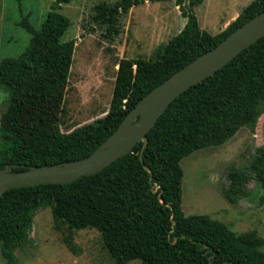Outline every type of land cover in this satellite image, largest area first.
Returning <instances> with one entry per match:
<instances>
[{
	"label": "trees",
	"instance_id": "16d2710c",
	"mask_svg": "<svg viewBox=\"0 0 264 264\" xmlns=\"http://www.w3.org/2000/svg\"><path fill=\"white\" fill-rule=\"evenodd\" d=\"M71 1L54 0L25 51L0 61V90L7 104L0 116V170L91 155L150 90L264 11V0H254L225 30L211 35L200 29L194 12L204 0H176L186 19L180 32L157 49L154 59H120L107 113L62 133L59 117L74 41L63 40L70 22L60 10ZM141 3H99L92 22L113 42L121 32L120 17ZM263 114L264 36L177 97L147 134L143 150L140 142L131 154L70 184L5 192L0 197L5 263L19 264L15 250L30 243L35 213L50 207L53 217L70 229L97 230L116 264H261L253 250L264 239L256 230L236 233L209 216L183 214L180 162L198 150L224 145ZM251 181L264 189V157L238 176L236 194L246 193Z\"/></svg>",
	"mask_w": 264,
	"mask_h": 264
},
{
	"label": "rangeland",
	"instance_id": "374dc122",
	"mask_svg": "<svg viewBox=\"0 0 264 264\" xmlns=\"http://www.w3.org/2000/svg\"><path fill=\"white\" fill-rule=\"evenodd\" d=\"M54 0H0V61L17 58L30 45ZM119 0H72L60 13L70 22L63 40L74 41L59 130L68 133L103 117L110 105L118 62L122 58L154 59L157 49L184 27L176 0H144L120 17L113 42L92 22L94 7ZM254 0H204L194 12L201 30L211 35L237 17ZM187 2V0H186ZM0 90V116L6 110ZM264 157V114L246 124L219 147L185 157L181 209L185 216L206 215L233 232L256 230L264 239V189L255 181L236 194L238 176ZM30 243L16 249L19 264H116L95 229L73 230L57 221L50 207L33 218ZM264 264V245L253 250ZM0 264H6L1 255ZM127 264H140L139 260Z\"/></svg>",
	"mask_w": 264,
	"mask_h": 264
},
{
	"label": "water",
	"instance_id": "95a60500",
	"mask_svg": "<svg viewBox=\"0 0 264 264\" xmlns=\"http://www.w3.org/2000/svg\"><path fill=\"white\" fill-rule=\"evenodd\" d=\"M263 36L264 11L150 90L91 155L51 166L6 165L0 170V197L12 189L70 184L83 176L100 172L117 159L131 154L140 142L143 143V150L148 143L147 134L177 97L218 72ZM18 168L24 170L15 171Z\"/></svg>",
	"mask_w": 264,
	"mask_h": 264
},
{
	"label": "crops",
	"instance_id": "0c3cea01",
	"mask_svg": "<svg viewBox=\"0 0 264 264\" xmlns=\"http://www.w3.org/2000/svg\"><path fill=\"white\" fill-rule=\"evenodd\" d=\"M180 15H181V14H180ZM236 18H237V15H235V16L231 19L230 22L225 23V24L222 26V29H221V31H219V33L222 32L223 30H225L226 27H227L231 22H233ZM185 20H186V19H185ZM185 23H186V21H185ZM184 25H185V24H184ZM217 34H218V33H217ZM215 35H216V34H215Z\"/></svg>",
	"mask_w": 264,
	"mask_h": 264
}]
</instances>
